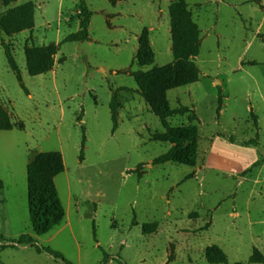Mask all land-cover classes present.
<instances>
[{"label": "rangeland", "instance_id": "374dc122", "mask_svg": "<svg viewBox=\"0 0 264 264\" xmlns=\"http://www.w3.org/2000/svg\"><path fill=\"white\" fill-rule=\"evenodd\" d=\"M171 1L85 0L90 38L66 41L80 30V0H0V15L34 8L32 27L0 28V104L14 124L0 132V247L29 233L64 257L19 245L0 249L2 264H211L213 245L228 256L220 264H264L250 262L264 255V0H186L200 80L168 92L172 109H189L169 123L198 125L194 166L153 163L173 144L152 138L165 126L136 80L174 61ZM145 28L156 57L140 66ZM41 46H55L54 67L32 75L26 49ZM50 151L64 159L55 182L66 217L37 235L28 165Z\"/></svg>", "mask_w": 264, "mask_h": 264}, {"label": "trees", "instance_id": "16d2710c", "mask_svg": "<svg viewBox=\"0 0 264 264\" xmlns=\"http://www.w3.org/2000/svg\"><path fill=\"white\" fill-rule=\"evenodd\" d=\"M80 30L66 37V41H86L89 36V23L93 12L85 0H80ZM170 25L172 36V51L174 61L161 67L149 70H138L136 80L142 96L149 104L151 110L161 119L165 126L162 133H154L156 141L170 142V150L154 160V164L167 162L182 163L194 166L197 163V153L200 142L198 125L191 123L185 126H171L169 118L175 114L186 113L188 108L177 111L170 107L168 92L171 89L190 85L200 80V70L195 57L200 52L201 30L193 19V13L186 0H172L169 6ZM34 8L32 4L23 5L0 15V28L9 33L19 32L32 27ZM6 54L11 68L22 81L21 72L16 59L8 45ZM55 46L28 47L26 56L28 68L32 75L43 74L54 67L53 56ZM156 54L150 40V32L145 28L139 36V50L136 61L140 66L154 64ZM220 102L223 95L220 93ZM221 106V105H220ZM221 110V107H219ZM112 114L117 127L116 105H112ZM255 123L258 124L255 115ZM196 120V118H194ZM14 127L9 113L0 104V132L12 130ZM65 171L63 156L58 151L41 152L28 165L29 208L33 230L37 235L50 232L63 223L66 210L56 186L55 178ZM3 182L0 179V190ZM9 244H3L0 249L17 247L19 245H32L38 252H48L57 258L63 255L51 247H40L34 236L29 233L20 235L18 239H9ZM206 257L211 264L227 263L228 256L219 245L210 246L206 250ZM107 260V257H105ZM250 262L264 263V255L254 253ZM0 264H2L0 262ZM68 264H71L68 262Z\"/></svg>", "mask_w": 264, "mask_h": 264}, {"label": "crops", "instance_id": "0c3cea01", "mask_svg": "<svg viewBox=\"0 0 264 264\" xmlns=\"http://www.w3.org/2000/svg\"><path fill=\"white\" fill-rule=\"evenodd\" d=\"M243 172V171H242ZM239 173H241V172H239ZM241 179H243V178H241ZM244 180V179H243ZM236 215H238V214H236Z\"/></svg>", "mask_w": 264, "mask_h": 264}]
</instances>
